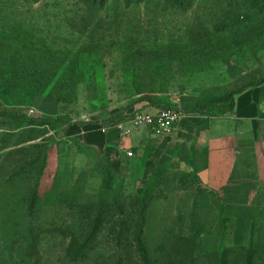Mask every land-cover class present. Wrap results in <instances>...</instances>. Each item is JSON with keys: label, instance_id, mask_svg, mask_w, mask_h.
Returning <instances> with one entry per match:
<instances>
[{"label": "rangeland", "instance_id": "rangeland-1", "mask_svg": "<svg viewBox=\"0 0 264 264\" xmlns=\"http://www.w3.org/2000/svg\"><path fill=\"white\" fill-rule=\"evenodd\" d=\"M261 81L264 13L242 0H0V111L64 120L0 116V264H264V96L253 132L217 115ZM164 108L186 114L171 135L129 123ZM218 120L205 182L191 159ZM121 125L109 188L90 191L63 159L106 157L73 135Z\"/></svg>", "mask_w": 264, "mask_h": 264}, {"label": "crops", "instance_id": "crops-1", "mask_svg": "<svg viewBox=\"0 0 264 264\" xmlns=\"http://www.w3.org/2000/svg\"><path fill=\"white\" fill-rule=\"evenodd\" d=\"M259 96H264V84L258 87L248 88L242 94L236 96L235 111L230 114L239 120L237 125L238 134L241 135L253 132L257 129V120L262 110L260 107ZM156 111L158 110L153 112ZM224 123V120L213 122L211 124L212 126H210V123H206L205 125H202V129L198 135L196 150L191 159V166L200 179L205 182L208 181L210 173L212 144L214 139L213 132H215L219 126L224 125ZM73 137L81 139L86 146L100 151L102 156L106 157V166L110 169L119 165V155L121 156L124 152L123 145L125 147L127 146L126 140L122 138V130L118 127L90 132L80 130L79 132H76ZM145 138L144 132H141L140 134L133 136L131 143H141ZM63 163L64 168H68L72 165L76 166L78 170H82L85 167H88L87 184L90 191L93 186L96 187V190H100L104 186L105 179L102 171L104 165L100 166L94 162L92 163L91 158L86 154L72 151L63 159Z\"/></svg>", "mask_w": 264, "mask_h": 264}, {"label": "trees", "instance_id": "trees-1", "mask_svg": "<svg viewBox=\"0 0 264 264\" xmlns=\"http://www.w3.org/2000/svg\"><path fill=\"white\" fill-rule=\"evenodd\" d=\"M169 4L174 8V9H185L189 6V0H168ZM243 6H246L248 10H258L260 13H264V0H242ZM250 15V14H249ZM264 83V81H261L259 83H252L249 84L245 87H242L238 90L231 91L228 93L222 102H227L229 103L227 108H222L219 112H217V115H225L227 113H233L235 111L236 107V101L235 98L237 95L242 94L246 89L248 88H253L256 86H260ZM1 85V84H0ZM218 103V102H215ZM214 104H211V107H213ZM206 108H203L202 106H197L194 108L193 113H199V114H205ZM0 116L1 117H9L15 120H22V121H28L29 123H42V124H57L61 123L64 120L62 119H52V120H41L37 118H29L27 115H18V114H12L9 112L5 111H0ZM82 125V124H79ZM110 174L111 170L108 167H105L103 169V175L105 179L104 187L107 189L109 188L110 185ZM227 192V191H226ZM231 193V192H230ZM146 192H144V195ZM144 216H145V210H144V204L142 205L139 213V222H138V227H137V236H136V242L137 245L140 249H143L142 245V230H143V222H144ZM252 257H251V252L249 251L246 256V264H252Z\"/></svg>", "mask_w": 264, "mask_h": 264}, {"label": "built area", "instance_id": "built-area-1", "mask_svg": "<svg viewBox=\"0 0 264 264\" xmlns=\"http://www.w3.org/2000/svg\"><path fill=\"white\" fill-rule=\"evenodd\" d=\"M186 118V114L179 109L164 108L156 112L135 113L130 118L133 129L146 127L157 136L163 137L171 135L177 130ZM124 125L119 126L125 135L131 133V129H123Z\"/></svg>", "mask_w": 264, "mask_h": 264}]
</instances>
